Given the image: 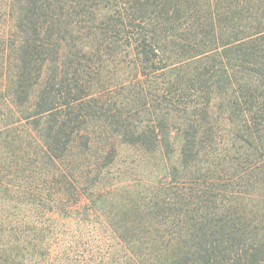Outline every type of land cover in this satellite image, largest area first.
<instances>
[{
    "label": "trees",
    "instance_id": "trees-1",
    "mask_svg": "<svg viewBox=\"0 0 264 264\" xmlns=\"http://www.w3.org/2000/svg\"><path fill=\"white\" fill-rule=\"evenodd\" d=\"M0 264H264V0H0Z\"/></svg>",
    "mask_w": 264,
    "mask_h": 264
}]
</instances>
